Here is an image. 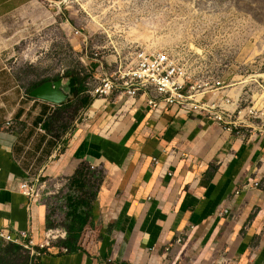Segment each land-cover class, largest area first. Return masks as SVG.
I'll use <instances>...</instances> for the list:
<instances>
[{
  "label": "crops",
  "instance_id": "0c3cea01",
  "mask_svg": "<svg viewBox=\"0 0 264 264\" xmlns=\"http://www.w3.org/2000/svg\"><path fill=\"white\" fill-rule=\"evenodd\" d=\"M7 4L0 0V24ZM88 71L106 76L100 65ZM7 82L0 78V230L27 232L38 246L49 231L67 233L66 213L54 229L48 206L27 198L22 183L70 182L83 165L103 175L80 248L64 252L66 234L38 264H264L263 130L230 133L115 93L96 98L58 137L66 103Z\"/></svg>",
  "mask_w": 264,
  "mask_h": 264
},
{
  "label": "rangeland",
  "instance_id": "374dc122",
  "mask_svg": "<svg viewBox=\"0 0 264 264\" xmlns=\"http://www.w3.org/2000/svg\"><path fill=\"white\" fill-rule=\"evenodd\" d=\"M7 2L8 17L0 24V70H7L0 72L1 79L26 92L60 79L67 89L69 72L86 80V94L63 110L55 125L58 137L90 108L82 105L83 99H96L105 76L96 80L88 69L100 65L108 77L141 50L168 53L185 66L193 84L218 81L237 89L238 112L245 115L241 128L264 130V0ZM98 175L90 177L94 190L103 176ZM44 193H50L43 202L49 223L54 229L63 226L67 211L60 202L72 193L70 182L48 183Z\"/></svg>",
  "mask_w": 264,
  "mask_h": 264
},
{
  "label": "built area",
  "instance_id": "2783aa9c",
  "mask_svg": "<svg viewBox=\"0 0 264 264\" xmlns=\"http://www.w3.org/2000/svg\"><path fill=\"white\" fill-rule=\"evenodd\" d=\"M115 93L123 95L128 102L142 99L153 110H158L163 104L178 107L182 112L202 116L226 132L240 133L244 129L241 126L245 124V115L238 112L240 93L237 89L229 90L218 81L193 84L185 66L166 52H135L129 63H120L110 76L99 81L94 95L95 98H103ZM47 187V182L29 179L22 183L21 192L31 200L44 202V198L50 196V193H44ZM60 204L68 211L65 199ZM66 234L59 229L49 231L46 244L39 246L27 232H20L14 237L9 230H0V239L7 244L22 246L38 264L51 242ZM63 251L68 252L67 249Z\"/></svg>",
  "mask_w": 264,
  "mask_h": 264
},
{
  "label": "trees",
  "instance_id": "16d2710c",
  "mask_svg": "<svg viewBox=\"0 0 264 264\" xmlns=\"http://www.w3.org/2000/svg\"><path fill=\"white\" fill-rule=\"evenodd\" d=\"M69 79V90L71 98L63 110L72 107L74 100L85 95L87 88L85 79H82L78 74L69 72L66 75ZM46 82L33 87H39ZM93 100L88 98L83 99L82 105L89 107ZM91 173L88 167L83 165L70 181L71 194L67 198L66 213V231L67 240L63 245L69 252L78 250L81 236L93 219V202L97 197V190H94L95 185L90 180ZM95 178V177H94ZM98 178V177H96ZM26 250L17 244H6L0 239V264H33L34 260L27 254L23 255Z\"/></svg>",
  "mask_w": 264,
  "mask_h": 264
},
{
  "label": "water",
  "instance_id": "95a60500",
  "mask_svg": "<svg viewBox=\"0 0 264 264\" xmlns=\"http://www.w3.org/2000/svg\"><path fill=\"white\" fill-rule=\"evenodd\" d=\"M30 96L34 99H39L53 103L55 105H62L71 99L69 87L65 86L64 80L46 82L38 88L34 89Z\"/></svg>",
  "mask_w": 264,
  "mask_h": 264
}]
</instances>
